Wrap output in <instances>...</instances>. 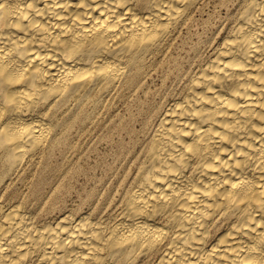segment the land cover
Returning a JSON list of instances; mask_svg holds the SVG:
<instances>
[{"label":"bare ground","instance_id":"1","mask_svg":"<svg viewBox=\"0 0 264 264\" xmlns=\"http://www.w3.org/2000/svg\"><path fill=\"white\" fill-rule=\"evenodd\" d=\"M203 1L0 0V186L62 124L136 87ZM226 15L157 110L119 207L34 219L10 188L0 264H264V0Z\"/></svg>","mask_w":264,"mask_h":264},{"label":"rangeland","instance_id":"2","mask_svg":"<svg viewBox=\"0 0 264 264\" xmlns=\"http://www.w3.org/2000/svg\"><path fill=\"white\" fill-rule=\"evenodd\" d=\"M242 1L200 3V12L170 38L165 54L153 61L136 87L121 88L62 124L53 146L37 164L26 167L7 187L0 186V193L13 189L15 203L34 219L90 213L107 205L118 208L123 181L135 171L132 157L148 146L157 110L184 89L188 69L209 56L227 28L226 14L235 12Z\"/></svg>","mask_w":264,"mask_h":264}]
</instances>
